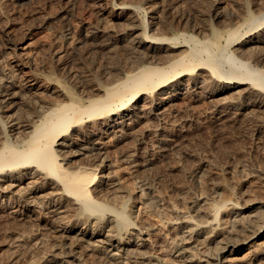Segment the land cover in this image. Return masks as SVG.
I'll return each mask as SVG.
<instances>
[{
  "label": "bare ground",
  "instance_id": "bare-ground-1",
  "mask_svg": "<svg viewBox=\"0 0 264 264\" xmlns=\"http://www.w3.org/2000/svg\"><path fill=\"white\" fill-rule=\"evenodd\" d=\"M139 9L121 7L117 18L128 23L126 29L116 37L109 33L112 37L105 42L103 39L109 52L119 45L129 47L137 63L130 71H121L122 63L112 68L108 64L112 74L119 71L121 77L96 85L88 98L75 97L62 87L57 91L62 101L45 102L39 79L28 80L23 89L17 87L14 74L0 80V214L21 221L39 217L52 225L69 252L64 257L60 252L50 255L46 264H81L79 256L91 253L106 264H264L263 196H240L235 180L224 181L219 179L223 174L218 178L214 173L219 180L209 178L212 175L207 180L214 181L210 180V190L215 197L208 195L206 188L204 194L210 197L197 198L185 213L180 206L164 204L165 197L158 194L154 183L128 184L110 157L112 144L133 141L137 147L125 151L120 159L132 174H142L156 164L165 156L162 153L167 146L176 141L179 126L175 119L173 124L166 120L179 101L194 108L199 103L201 108V102L206 101L212 104L218 121L228 122L237 111L264 105V14L256 17L246 9L244 19L240 16L243 22L224 35L210 25L201 29L202 38L187 32L167 37L165 32L173 31L167 20L163 23L166 27L161 20L143 24ZM222 38H226L225 45ZM30 96L38 97L34 101L39 110L26 119L23 109L26 117L20 112L21 102ZM146 139L153 142L149 149ZM263 166L256 170L263 174L264 183ZM239 175L236 178L240 179ZM106 190L110 194L103 200ZM211 197L215 199L209 202Z\"/></svg>",
  "mask_w": 264,
  "mask_h": 264
},
{
  "label": "rangeland",
  "instance_id": "rangeland-1",
  "mask_svg": "<svg viewBox=\"0 0 264 264\" xmlns=\"http://www.w3.org/2000/svg\"><path fill=\"white\" fill-rule=\"evenodd\" d=\"M155 2H157L158 5ZM263 4L264 0H0V80L6 78L5 76L7 75L10 76L14 74L15 80L18 82L17 87L23 89L28 80L35 78L39 79L45 92L42 96L45 102L52 103L54 100V102L60 101L62 98H60L59 92H57L60 91V88L71 91L75 97L86 99L94 94L92 88H95L96 85H107L110 81L121 77L119 71V76L115 75L117 73L116 71L113 72L114 74L110 71V69L114 67L113 64L116 66L122 63L121 65L123 68L120 67L121 71H126L127 69V71H130V69L132 70V67L135 66L134 64L137 63L135 56L129 51L130 48L127 46L123 47L124 45H119L117 46L118 48L116 47L115 50L110 52L103 47V39L105 42L111 39L112 36H118L119 33L124 32L126 29L128 23L124 19L117 18V15L121 12V7H139V21L143 20L141 22L146 25L150 22L154 23L155 21L159 23L160 20L163 24L167 20L165 22L166 25L172 28L173 31H171V34H167L165 31H163L162 34L161 31L163 36L166 33L165 36L174 37V32L177 34L187 32L188 34L194 33L196 36L202 38L203 31H201V29L203 30L204 27L208 28L210 25H213L224 35L228 29L243 22L244 17L242 15L245 16L246 9H249L256 17L263 15ZM146 6L152 9L150 10ZM243 8H245V10ZM163 14L164 16H162ZM153 16L157 17L154 18ZM115 22H117L118 25ZM119 22L122 23L120 24ZM262 22L263 21L257 22V25H261ZM124 24L126 25L124 26ZM164 24L163 26L166 27ZM227 24L228 26H226ZM176 27H179V29ZM185 27L187 29H183ZM263 27L264 25L261 26V28ZM190 28L191 30L193 29L192 32ZM105 32L108 34L111 33L112 36ZM206 32L207 31H205V33ZM103 35L106 37L104 38ZM225 40L226 38L221 39L222 45H225ZM230 49L231 51L234 50L233 47ZM111 59H114V61ZM110 63L113 66H111ZM225 68L229 69L230 65L225 63ZM109 72H111V74ZM113 76L117 77L112 79ZM58 84L60 87L57 86ZM53 91H55V93H52ZM24 100L25 101L21 102L20 112H22L23 109L24 115L27 116L26 119L36 116L39 109L34 100H38V97L30 96ZM29 100L32 102H29ZM179 102L181 106L179 103L176 104V108H173L174 113L172 112L166 120L167 122L169 121L168 123L173 124L175 119V124L179 126L176 141L172 143L174 145L170 144L167 146L162 153L165 156L161 155L162 157L159 158L160 162L158 159L156 164L152 166L153 168L150 167L144 170V172L141 171L140 173L142 174L138 173V177L136 174L133 175L129 166L127 168L120 159L122 158L121 155L123 156L125 151L133 149L136 143L129 141L126 142L127 144L111 145L110 157L115 161L117 165H115V167H117L120 177H124L123 179H125L128 184L133 185L135 183L134 186L138 185L140 182L148 183L150 181L149 183L152 185L154 183L153 187L158 189V194H162L163 199L165 197L164 204L167 205L169 202L168 205L171 203V205L180 206V208L184 209L185 213L189 211V208H187L188 206H192L197 198L203 197L206 194H204V192L207 191L208 195L215 197V194L212 195L213 191H211L212 180H235V182H232L238 183V191H235L236 193L242 191L239 193L240 196H242L243 193L244 197H249L250 195L255 197V194L256 197H264V185H262L264 183L261 178L263 174L258 170L264 165V163L262 164L264 161V144L262 143L264 142V117H262L264 116V105L258 104L255 107L248 106L247 109H243L241 112L237 111V113L231 115L234 117L228 122V120L218 121L217 113L214 112V109H211L213 108L212 104L209 103L210 106L206 101H203L206 103L205 105L201 102V108L199 105L200 103L198 105L195 104V108L191 105L192 108L188 107L189 105L186 102ZM185 105H187V107ZM203 106H206V109ZM18 108L20 107L18 106ZM245 110L247 112H245ZM21 114L23 115V112ZM188 114L189 116H187ZM24 115L23 117H26ZM28 115L32 116L28 117ZM184 116L188 118L185 119L186 117ZM139 129L140 128H138V130ZM151 142L152 140H147L145 146L148 149L153 145V142ZM145 146L142 148L145 149ZM123 148L125 149L123 150ZM142 151L144 150H140L139 152L143 153ZM244 151L246 152L245 155H243ZM238 152L241 155H239ZM244 156L245 158H243ZM253 164L257 165L253 166ZM258 164H261V166H258ZM252 166L254 168H252ZM218 167L219 169H216ZM220 167L222 170H220ZM256 167L258 168L257 170ZM175 168H177V170ZM178 169L179 171L184 169L185 172L184 170L179 172ZM249 170H251V172ZM228 171H230L231 174ZM234 172L237 175L240 174V179L244 177L247 181L242 178L241 182V180L238 179L239 177L236 178L237 175L234 174ZM214 173L218 178L223 174L221 176L222 178L217 179ZM252 173L260 176L257 175L256 179L254 175L252 177ZM209 175L212 176L209 177ZM213 176L215 178H213ZM245 176H247V178H245ZM208 177L212 180H207L209 179ZM259 178H261L260 181H257ZM214 181L212 182L214 183ZM208 185L210 188H208ZM182 190H184V192ZM180 191L182 195H180ZM185 192L186 195L184 194ZM104 193L103 200L110 194L108 190ZM207 196L205 195L204 197ZM182 198L186 202L182 200ZM213 199L215 198L208 200L212 202ZM40 219L39 217H33L29 221L27 219L21 221L12 218L9 214H0V264H46L51 260L50 255L61 253L60 256H62L66 252H69L68 249L62 246V239L59 238V235H57L58 233H56L52 225H49L46 220ZM213 246L214 245H212V247ZM81 255L79 258H82V263L106 264L103 260L94 257L96 254ZM78 262L80 263V261ZM73 263L79 264L77 261H73Z\"/></svg>",
  "mask_w": 264,
  "mask_h": 264
}]
</instances>
